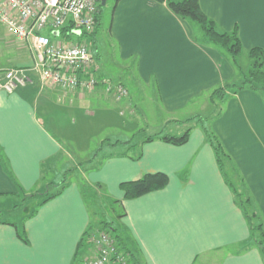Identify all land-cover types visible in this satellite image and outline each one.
<instances>
[{"label": "crops", "instance_id": "obj_1", "mask_svg": "<svg viewBox=\"0 0 264 264\" xmlns=\"http://www.w3.org/2000/svg\"><path fill=\"white\" fill-rule=\"evenodd\" d=\"M198 1L220 31L230 32L237 26L244 50H264V0ZM192 35L191 24L156 0H118L108 26L121 67L130 71L129 77L153 84L167 110L181 109L204 93L209 95L233 75L223 55L193 41ZM0 54L6 63L0 66V81L5 70L28 71L33 63L32 53L2 25ZM32 78V84L11 93L0 90V199L17 197L19 189L33 192L47 172L43 164H52L61 153L71 154L39 117V110L51 114L57 90L40 84L35 75ZM212 128L236 163L241 193L252 200L264 225L262 99L249 90L240 91ZM126 147L135 149L134 154L120 151L101 158L96 154L97 162L84 161L90 173L86 171L82 179L120 207L119 234L141 264H196L199 260V264H264L256 248L240 249L248 239L247 224L199 127L192 128L182 146L153 140ZM231 161L226 164L229 171ZM231 170L232 177V166ZM157 172L169 179L163 190L123 199L121 182ZM63 181L66 187L59 196L21 221L22 236L14 226L0 223V264H74L77 244L91 220L83 184L67 182L65 176ZM90 250L88 246L80 251L81 264Z\"/></svg>", "mask_w": 264, "mask_h": 264}, {"label": "rangeland", "instance_id": "obj_2", "mask_svg": "<svg viewBox=\"0 0 264 264\" xmlns=\"http://www.w3.org/2000/svg\"><path fill=\"white\" fill-rule=\"evenodd\" d=\"M114 4L115 0L105 1L100 12V26L97 34L92 39L85 38L83 40L96 59L94 74L98 82H102V84L96 85L90 91L57 90L55 92L57 101L53 103L54 105L52 104L51 114L44 115L39 110V117L43 123L59 140L63 149L71 154L61 153L50 164L36 189L28 194L25 193L26 195L32 193L42 195L26 196L24 199L22 196L0 199L2 211L0 220L19 224L22 218L33 211L44 198L43 194H50L58 189L49 183L54 178L57 179V182L62 181L65 176L67 182L75 181L79 185L83 184L89 218L94 221V224L97 225V222L103 219L120 230L117 221L120 207L116 203H112L105 196V192L92 184H87L82 179L86 171L87 174L90 173L87 169L89 164H84V161L92 159L91 162H97L96 159L94 160V153L99 154L100 158L120 151L132 155L135 149L133 152L132 148L127 149L126 145L140 143L147 137L160 134L177 135L188 127H199V124L195 125L198 118L210 132L217 135L212 128V123L223 114L230 98L218 108L209 102L207 92L201 97L189 101L181 109L167 110L161 103L153 84L147 86L144 81H139L140 78L138 80L136 76L129 77L130 71L127 72L121 67L123 62L108 38V26ZM236 59V67L229 63L233 72L232 77L224 81L223 84L238 85L245 79L244 74H246L250 63L247 51L243 49L241 55ZM5 64L4 54H0V66ZM119 87L123 88V94ZM116 141L122 145L116 147L114 145ZM110 144L113 146H109ZM100 147H102L101 151L98 150ZM231 166L234 169L233 178L230 175ZM79 167L82 170H79ZM52 168L54 170L51 171ZM229 169L230 171L225 170L227 175L230 180L233 179L232 183L236 184L235 187L241 192L243 189L241 182L236 180L240 173L234 160L231 161ZM242 184L244 187L243 181ZM200 262L199 260L196 264Z\"/></svg>", "mask_w": 264, "mask_h": 264}, {"label": "built area", "instance_id": "obj_3", "mask_svg": "<svg viewBox=\"0 0 264 264\" xmlns=\"http://www.w3.org/2000/svg\"><path fill=\"white\" fill-rule=\"evenodd\" d=\"M96 14L97 0H0V25L33 56L28 71H4L0 90L11 93L32 84V75L51 89L92 90L99 82L91 50L68 36L91 32ZM67 26L70 29L62 32ZM88 240L90 256L82 264H132L109 233L96 229Z\"/></svg>", "mask_w": 264, "mask_h": 264}, {"label": "trees", "instance_id": "obj_4", "mask_svg": "<svg viewBox=\"0 0 264 264\" xmlns=\"http://www.w3.org/2000/svg\"><path fill=\"white\" fill-rule=\"evenodd\" d=\"M117 1L118 0H115V3ZM156 1L165 3L173 14H175L180 19L188 22L193 26V35H192L193 41L205 46H211L215 48L221 55H223L228 60L231 66L232 65L235 67L237 66L236 58L240 56L241 53L243 52V47L238 36L237 26H234V28L230 32L220 31L217 28L215 22L209 17H207L205 14H203V12L200 9L198 0H156ZM102 6L103 5L101 4V0H97V14L95 16V25L93 30L91 32H82L77 37H74L73 35L70 34L68 36L69 39L75 38L77 42H82L85 38L88 39L94 38L100 26V12ZM69 29L70 27L67 26L62 29V32H66ZM196 30L197 33H195ZM247 56L250 63L246 74H244L245 79L238 85L221 84L218 87L212 89L208 96L209 102L212 105H215L219 108V106L223 105L229 98L231 99L239 91H243V90H249L253 93L258 94L264 104V50L258 47L252 48L247 51ZM99 84L101 85L102 82H100ZM220 113L221 111L219 112V114ZM196 122L197 123H195V125L199 124V128L202 130L206 141L211 146L215 156L216 164L223 177V180L227 185V187L229 188L233 196L234 202L237 205V207L240 209L243 218L245 219V222L247 224L248 232H249L248 239L244 243L240 244V249L245 250L250 247L256 248L264 262V225L260 218V215L258 214L255 206L253 205L252 200L249 197L244 196V194L241 193L240 191H238L235 185L231 182L229 175H227L225 171L226 164L231 161V158L227 153V151L225 150L219 137L216 134L210 132L199 118L196 120ZM192 128L193 127H188L183 132L177 135L160 134L154 137H147L141 142V144L145 142H151L153 140H160L164 143L171 144L174 146H182L188 141L189 134ZM114 145L118 146V145H122V143L116 141ZM109 146H113V145L110 144ZM98 150L101 151L102 147H100ZM95 156L96 153L95 155H93V157ZM138 157L139 154L135 158ZM50 164L51 161L45 162V164H43V170L45 169L47 171V169H49L48 167H50ZM42 180L43 179H41V181ZM56 180L57 179L54 178L53 181L50 182L49 184L52 185L53 187H58V189L50 194L49 193L43 194L44 198L36 205L35 209L31 211L29 214H27L24 218H22V220H24L25 218L32 217L40 206H42L49 200L56 198L61 194L62 190L66 187V184L63 180L59 182H57ZM168 180L169 179L167 175L161 172L145 174L138 180L121 182L119 184V189L123 193L124 200H131L155 191L163 190L167 186ZM35 195H42V194L32 193L30 195H26L21 189H19V194L17 195V197L22 196V198L24 199L26 196L33 197ZM83 198L85 199L86 202L87 197L85 196L84 190H83ZM1 214L2 211L0 209V215ZM122 216H123L122 214H119L117 216V221H119L120 218H122ZM21 221L18 224L16 222H10V221L8 222V221L0 220V223L9 224L17 228L19 230L18 235L20 237L24 233L23 225ZM96 229L100 231H105L110 235H112L119 248L128 255L130 262L132 264H141L136 252H132L124 243L121 235L119 234L120 230H117L116 228L113 227V225L109 221L103 219L99 220L97 222V225L96 223L94 224V221L92 220L89 223L86 230L83 232L77 244L76 253L74 257V264H81L78 255L80 254V251L82 249L90 245L88 242L89 234Z\"/></svg>", "mask_w": 264, "mask_h": 264}, {"label": "water", "instance_id": "obj_5", "mask_svg": "<svg viewBox=\"0 0 264 264\" xmlns=\"http://www.w3.org/2000/svg\"><path fill=\"white\" fill-rule=\"evenodd\" d=\"M106 0H101V4L104 5Z\"/></svg>", "mask_w": 264, "mask_h": 264}]
</instances>
